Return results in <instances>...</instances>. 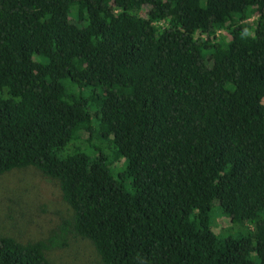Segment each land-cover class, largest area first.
<instances>
[{
    "label": "trees",
    "instance_id": "trees-1",
    "mask_svg": "<svg viewBox=\"0 0 264 264\" xmlns=\"http://www.w3.org/2000/svg\"><path fill=\"white\" fill-rule=\"evenodd\" d=\"M29 166L71 215L0 264L69 233L103 264H264V0H0V175Z\"/></svg>",
    "mask_w": 264,
    "mask_h": 264
},
{
    "label": "rangeland",
    "instance_id": "rangeland-1",
    "mask_svg": "<svg viewBox=\"0 0 264 264\" xmlns=\"http://www.w3.org/2000/svg\"><path fill=\"white\" fill-rule=\"evenodd\" d=\"M145 12L144 8L137 15L145 16ZM221 33L225 32L222 30ZM121 163L122 160H119L114 166ZM212 214H219L216 204ZM70 215L71 209L63 201L58 183L43 176L36 168L13 169L0 175V236H13L23 242L47 239L58 229L62 219H68ZM229 227L225 216L214 218L213 229L216 232L223 233ZM235 230L227 231L226 234ZM65 241V246L46 250L52 263L103 264L88 239L69 233Z\"/></svg>",
    "mask_w": 264,
    "mask_h": 264
}]
</instances>
